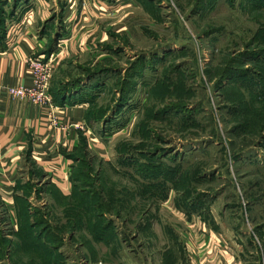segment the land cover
Here are the masks:
<instances>
[{"label":"rangeland","instance_id":"obj_1","mask_svg":"<svg viewBox=\"0 0 264 264\" xmlns=\"http://www.w3.org/2000/svg\"><path fill=\"white\" fill-rule=\"evenodd\" d=\"M35 8L94 136L61 254L0 259L264 264V0H0V45Z\"/></svg>","mask_w":264,"mask_h":264},{"label":"crops","instance_id":"obj_2","mask_svg":"<svg viewBox=\"0 0 264 264\" xmlns=\"http://www.w3.org/2000/svg\"><path fill=\"white\" fill-rule=\"evenodd\" d=\"M42 16L37 8L32 9L21 23L9 29L0 45V250H4L3 257H9L16 235L20 251L33 254L37 247L50 251L55 246L57 254H61L65 244L50 243L63 239L67 225L68 230L70 224L73 229L75 217L65 222V214H70L68 199L73 197L79 181L75 177L79 163L89 143H93L87 107L78 100L76 92L68 95L55 89L64 73V67L58 66L62 63L52 68L48 82L58 126L45 119V108L8 92L9 87L32 82L26 59L43 54L44 37L38 33ZM62 78L65 80L64 75ZM77 208L78 204L73 209ZM57 209L62 218L53 222L55 214L59 215ZM37 225L47 228L44 235L37 234ZM2 259L0 264H10L9 258L3 259L4 262Z\"/></svg>","mask_w":264,"mask_h":264},{"label":"built area","instance_id":"obj_3","mask_svg":"<svg viewBox=\"0 0 264 264\" xmlns=\"http://www.w3.org/2000/svg\"><path fill=\"white\" fill-rule=\"evenodd\" d=\"M27 69L32 77L30 85L9 87L8 92L14 97L24 98L45 108V119H51L52 125L58 126L55 105L48 88L52 66L39 58L29 56L26 59Z\"/></svg>","mask_w":264,"mask_h":264},{"label":"trees","instance_id":"obj_4","mask_svg":"<svg viewBox=\"0 0 264 264\" xmlns=\"http://www.w3.org/2000/svg\"><path fill=\"white\" fill-rule=\"evenodd\" d=\"M58 96V95H57ZM59 96H60V94H59ZM55 99H56V96H55ZM79 173V172H78ZM78 173H77V175H75V177H76V180H79L78 179ZM79 190V187H77V188H75V192H74V195H73V197L77 200V198L80 196V191H78ZM71 207V206H70Z\"/></svg>","mask_w":264,"mask_h":264}]
</instances>
